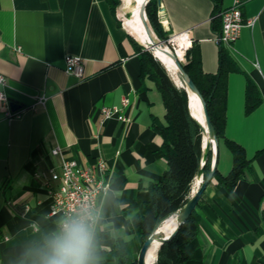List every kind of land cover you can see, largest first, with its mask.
I'll return each instance as SVG.
<instances>
[{"label":"crops","instance_id":"obj_1","mask_svg":"<svg viewBox=\"0 0 264 264\" xmlns=\"http://www.w3.org/2000/svg\"><path fill=\"white\" fill-rule=\"evenodd\" d=\"M163 30L186 31L205 73L216 72L219 23L212 0H158ZM233 0H223L228 7ZM244 26L229 49L243 72L227 75L226 137L250 160L233 187L213 177L195 211L202 264H264V0H241ZM66 55L84 61L83 78L64 71ZM190 57V56H189ZM0 91L19 105L7 119L0 101V264H40L42 252L60 233L49 216V178L63 160L83 165L106 162L107 191L97 202L93 264H117L115 239L132 242L129 222L143 213L148 186L167 167L162 137L152 126L163 122L165 107L152 80L140 78V60L106 0H0ZM246 74L261 100L244 111ZM39 96L42 104L36 103ZM121 109L125 120L102 119V107ZM11 109V108H10ZM12 110V109H11ZM58 147L59 153L52 154ZM232 154L219 142L217 170L225 175Z\"/></svg>","mask_w":264,"mask_h":264},{"label":"trees","instance_id":"obj_2","mask_svg":"<svg viewBox=\"0 0 264 264\" xmlns=\"http://www.w3.org/2000/svg\"><path fill=\"white\" fill-rule=\"evenodd\" d=\"M112 12H115L119 0H106ZM214 3V22L219 23L218 13L223 0H212ZM158 0H150L146 6L148 18L154 31L165 39L168 32L162 30L157 18ZM169 34V33H168ZM131 41L138 52L140 60V78L147 77L153 81L160 92L165 107L163 122L153 118L152 126L162 137L161 149L167 162L161 176L148 186V197L144 202L143 213L134 215L130 228L136 235L139 247L152 227L162 218L181 207L188 199L191 183L201 156V131L190 116L187 107L185 89H177L170 80L163 66L142 46L132 38ZM193 47V46H192ZM192 47L185 51L187 62L184 69L194 81L206 101L208 113L219 142H223L232 154V166L225 175L219 174L217 167L214 178L218 185L233 187L243 178L250 160L244 148L226 137L224 132L226 121L227 75L229 72H243L229 50L220 45L218 51V68L214 73L202 71L199 60L192 52ZM190 56V57H189ZM261 100L259 91L246 74L244 111L249 114ZM210 160L205 167V175L209 172ZM198 215L195 211L182 224L176 235L168 242L160 245L157 251L156 264H202L200 247L197 242ZM116 257L117 264H136V256L132 258L130 242L115 239L110 252Z\"/></svg>","mask_w":264,"mask_h":264},{"label":"built area","instance_id":"obj_3","mask_svg":"<svg viewBox=\"0 0 264 264\" xmlns=\"http://www.w3.org/2000/svg\"><path fill=\"white\" fill-rule=\"evenodd\" d=\"M241 4V0H233L230 6L222 8L218 13L220 29L215 40L228 50L232 48L233 43L240 36L242 27L251 26L254 21L252 18L243 19ZM157 13L159 22L163 26L162 5L159 1ZM169 35L166 41L171 36L177 35H186L189 38L186 31ZM64 61V71L66 73L79 78L85 76L84 61L81 57L66 55ZM186 62L185 60L184 63ZM5 80V76L0 73V84H4ZM0 101L5 105L4 116L7 119L20 115V110H11L9 108L7 97L1 91ZM128 101V98L124 96L121 98L120 106L102 107L100 109L102 119L115 116L117 119L125 120L123 114H121V109L128 105ZM43 102V96L37 97L36 103L42 104ZM59 151L60 149L55 147L51 152L52 154H57ZM49 178L59 183L58 187L50 191L51 205L49 209V216L56 217L58 220L59 230L61 231L63 222L68 218L85 216L92 225L94 232L98 219L97 202L99 197L106 193L108 187L106 162L100 158L94 165H83L73 158L65 159L61 162L58 170L50 171ZM260 209L262 214H264V195H262L260 200Z\"/></svg>","mask_w":264,"mask_h":264},{"label":"water","instance_id":"obj_4","mask_svg":"<svg viewBox=\"0 0 264 264\" xmlns=\"http://www.w3.org/2000/svg\"><path fill=\"white\" fill-rule=\"evenodd\" d=\"M149 1L150 0H140L139 2H133L132 4L135 6V9L130 15L135 14V13L139 14L142 16V19L146 21V6ZM119 19L121 21V25L126 30L128 36L132 38L137 44L142 46L144 50H148L154 56L152 49L154 47H159L164 53H166L172 58L176 66V73L178 77L180 78V80L182 81L185 87V91L187 93L188 112L190 116L194 119V121L196 122V124L198 125L202 133L205 134L201 156H200V159H199V162L196 168L195 176H194V179L197 180V186L193 190L192 194L188 197L186 202L181 207H179L177 210L173 211L172 213L162 218L159 222H157L152 227L151 231L146 236V238L143 240V242L141 243L138 249V252H137V256H136V264H146L145 256L151 244L154 241H157L158 247H160V245H162L163 243L170 241L176 235L179 228L189 218L193 210L198 205L199 200L202 196V193L204 192L206 186L211 182V180L214 177V173H215L216 166H217L219 140L216 136L214 127L212 125V121L208 113L207 104H206L205 99L203 98L199 89L195 85L194 81L185 71L184 69L185 63L178 59L175 51L167 47L166 40L158 38L157 36H156V39H152L148 36L142 37L136 31L134 27L129 25V29L126 28L122 18L119 17ZM190 94L195 96L199 103V107H200V111L202 115V121L204 122L205 126L202 125V122L199 119L193 117L192 114L190 113L189 97H188ZM9 105L12 110H15L19 107V105L14 102H10ZM209 160H210L209 172L205 175V167ZM171 214H174L176 224L173 228L174 230L172 229L168 234H165L164 232L161 231L160 225Z\"/></svg>","mask_w":264,"mask_h":264},{"label":"bare ground","instance_id":"obj_5","mask_svg":"<svg viewBox=\"0 0 264 264\" xmlns=\"http://www.w3.org/2000/svg\"><path fill=\"white\" fill-rule=\"evenodd\" d=\"M139 1L140 0H120L118 7H117L118 16L120 18H122V20L124 21L126 28L129 29V25H130V26L134 27L136 29V31L142 37L148 36L152 39H156V36H154L150 32V30L147 28V26L143 23L139 14L135 13V14L130 15L135 9V6L132 3L133 2H139ZM168 42L174 43L175 47H174L173 51H175L178 59L183 62L185 50H186L187 46L190 44V41L187 38V36L186 35L171 36L170 39L168 41H166L167 47L169 48ZM152 52H153L154 56L160 60L161 64L166 68V70L171 74V76H172L171 79L174 81V83H176L177 85H181V87H183L185 89L182 81L180 80V78L178 77V75L176 73V66H175V63L172 60V58L169 55H167L166 53H164L161 50V48H159V47H154L152 49ZM188 97H189L190 113L192 114L193 117L199 119L202 122V125L205 126L204 122L202 121V115H201L199 103H198L196 97L191 95V94ZM204 138H205V134L202 133V131H201V151H202ZM192 182H193V186L191 188L190 195L192 194L193 190L197 186V180L196 179H193ZM175 224H176L175 216H174V214H171L161 223L160 229L165 234H168L174 228ZM158 249H159L158 242L154 241L151 244V246L149 247V249L147 250V253L145 256V263L146 264H152V262L156 258V254H157Z\"/></svg>","mask_w":264,"mask_h":264},{"label":"clouds","instance_id":"obj_6","mask_svg":"<svg viewBox=\"0 0 264 264\" xmlns=\"http://www.w3.org/2000/svg\"><path fill=\"white\" fill-rule=\"evenodd\" d=\"M40 264H93V230L85 216L70 217L42 252Z\"/></svg>","mask_w":264,"mask_h":264},{"label":"rangeland","instance_id":"obj_7","mask_svg":"<svg viewBox=\"0 0 264 264\" xmlns=\"http://www.w3.org/2000/svg\"><path fill=\"white\" fill-rule=\"evenodd\" d=\"M117 7H118V5H117ZM116 7V8H117ZM157 8H158V5H157ZM157 8H156V18H157V20H158V22H159V17H158V13H157ZM140 17H141V19H142V16L140 15ZM142 21H143V23L147 26V28L150 30V32L154 35V36H157L158 38H160V36H158L157 35V33L154 31V29L152 28V26H151V23H150V20H149V18H148V14H147V9H146V21H144V19H142ZM148 23V24H147ZM159 24H160V22H159ZM150 26V28H149V26ZM160 26H161V28H162V30H163V27H162V25L160 24ZM164 31V30H163ZM165 32H167V31H165ZM167 36L165 37V40H167L168 38H169V34L167 33L166 34ZM168 46H169V48L170 49H172V50H174V47H175V45H174V43L173 42H170V43H168ZM160 64H161V62H160V60L158 59V58H156L155 56H153ZM185 60L187 61V57H186V55H184V58H183V62H185ZM162 65V64H161ZM163 66V65H162ZM163 68H164V70L166 71V73H167V75L169 76V78H170V80L173 82V84L177 87V89H179V90H181V89H183L182 87H181V85H177L176 83H174V81L171 79L172 78V76H171V74L166 70V68L163 66ZM187 94V93H186ZM192 186H193V182L191 183V186H190V191H191V188H192ZM189 191V195H190V192ZM189 197V196H188ZM138 249H139V242L137 241V239H134L131 243H130V253H131V255H132V258H134L135 257V255L137 254V252H138ZM156 260H157V254H156V258H155V260L152 262V264H156Z\"/></svg>","mask_w":264,"mask_h":264},{"label":"snow or ice","instance_id":"obj_8","mask_svg":"<svg viewBox=\"0 0 264 264\" xmlns=\"http://www.w3.org/2000/svg\"><path fill=\"white\" fill-rule=\"evenodd\" d=\"M174 230V229H173ZM165 238H167V237H165Z\"/></svg>","mask_w":264,"mask_h":264}]
</instances>
